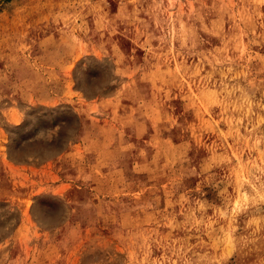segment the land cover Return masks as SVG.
Here are the masks:
<instances>
[{
    "label": "rangeland",
    "instance_id": "obj_1",
    "mask_svg": "<svg viewBox=\"0 0 264 264\" xmlns=\"http://www.w3.org/2000/svg\"><path fill=\"white\" fill-rule=\"evenodd\" d=\"M0 140V264H264V0H0Z\"/></svg>",
    "mask_w": 264,
    "mask_h": 264
},
{
    "label": "crops",
    "instance_id": "obj_2",
    "mask_svg": "<svg viewBox=\"0 0 264 264\" xmlns=\"http://www.w3.org/2000/svg\"><path fill=\"white\" fill-rule=\"evenodd\" d=\"M78 101V97L75 98ZM95 104L94 106L98 109V112H102L103 109V100L102 99H93ZM89 98H84L82 100V107L85 104V108L81 110V113H85L88 116L90 115V110L86 109L88 105L92 104ZM81 102V101H80ZM80 114V113H79ZM93 117V116H92ZM6 122V121H5ZM76 146V142L68 141L65 145V151L61 153L60 151L56 153L51 152V154H44L39 157L37 156H23L17 155V153L12 149V147L0 140V172H6L10 175L18 185H29L30 183H36L38 185L45 184L49 180L60 181L62 180L61 174L59 175V169L53 170L52 167L56 165V162H59L61 158L66 154H71L72 149ZM39 177V178H38ZM61 183L58 184L56 188L59 190Z\"/></svg>",
    "mask_w": 264,
    "mask_h": 264
}]
</instances>
